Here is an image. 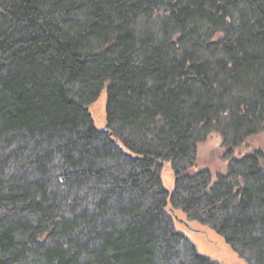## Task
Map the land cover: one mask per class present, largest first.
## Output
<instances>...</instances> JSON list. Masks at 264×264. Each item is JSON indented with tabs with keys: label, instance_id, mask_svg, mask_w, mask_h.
Returning <instances> with one entry per match:
<instances>
[{
	"label": "trees",
	"instance_id": "obj_1",
	"mask_svg": "<svg viewBox=\"0 0 264 264\" xmlns=\"http://www.w3.org/2000/svg\"><path fill=\"white\" fill-rule=\"evenodd\" d=\"M262 132L264 0H0V264H218L172 209L264 264Z\"/></svg>",
	"mask_w": 264,
	"mask_h": 264
},
{
	"label": "rangeland",
	"instance_id": "obj_2",
	"mask_svg": "<svg viewBox=\"0 0 264 264\" xmlns=\"http://www.w3.org/2000/svg\"><path fill=\"white\" fill-rule=\"evenodd\" d=\"M106 99L107 90L104 89L97 101L91 106L92 119L95 127L99 130L104 129L106 125ZM261 136L263 140L257 135L252 138V140H249L247 144H242L243 146L241 149H235L230 155L240 156V154L248 148L259 149L263 152L264 132H262ZM257 141L259 143H257ZM230 155L226 156L225 149L222 147L221 137L216 133H212L202 144L199 162L205 163L208 167H219L217 170L221 172L225 171L230 160ZM260 165L264 168V155ZM161 178L169 192H172L174 187V176L170 163L164 164L161 171ZM168 205H170V203ZM171 213L175 216V229L187 237L200 255L208 257L218 264H248L245 259L241 258L238 253L226 243L223 236L208 225H202L199 222L189 220L180 210L172 209Z\"/></svg>",
	"mask_w": 264,
	"mask_h": 264
}]
</instances>
